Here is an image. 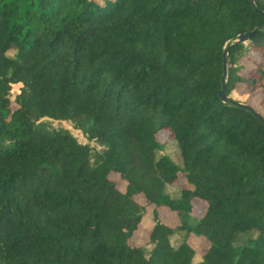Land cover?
Returning a JSON list of instances; mask_svg holds the SVG:
<instances>
[{
	"label": "trees",
	"instance_id": "obj_1",
	"mask_svg": "<svg viewBox=\"0 0 264 264\" xmlns=\"http://www.w3.org/2000/svg\"><path fill=\"white\" fill-rule=\"evenodd\" d=\"M257 28L228 53L225 94L264 108L249 0H0V264H264V127L218 98L222 52ZM189 236L208 244L198 263Z\"/></svg>",
	"mask_w": 264,
	"mask_h": 264
},
{
	"label": "rangeland",
	"instance_id": "obj_2",
	"mask_svg": "<svg viewBox=\"0 0 264 264\" xmlns=\"http://www.w3.org/2000/svg\"><path fill=\"white\" fill-rule=\"evenodd\" d=\"M12 54V53H11ZM263 58L260 54L258 53H252L249 55L248 59L242 60L241 64L243 66V71L241 72L242 75L248 76L253 68L254 63H259L262 62ZM19 85H14L12 86L11 93L12 94H18L19 93ZM231 97L239 102H242L248 106H251L254 108L257 112H259L263 117H264V108L260 105V101L262 98V95L260 93L256 94H249L247 88L244 85H237L236 90L231 93ZM54 128L57 127H63L67 130H69L73 136H75L78 140V142L82 144H86V139L83 137V135L73 129L72 125L68 122H53L52 123ZM168 132L163 131L157 136V140L160 143H163L168 139ZM91 146H94V144H90ZM162 154L164 155H169L175 162H177V152H176V147L173 142H169L166 146L165 149L163 150ZM110 178L117 183V187L121 192L125 191V183L122 181H119L117 176L111 175ZM173 191V189H171ZM135 201L138 205L144 206L145 201L142 196H137L135 197ZM154 211V208L152 206H148L146 213L143 217V221L141 226L138 228L134 236L129 240L130 245L138 247L146 244L147 238H148V231L153 225L154 221L152 218V212ZM157 213V219L164 225L170 227V228H175L176 226L179 225L178 218L175 213L171 212L168 208L163 207V208H157L155 210ZM204 212V204L202 202L194 201L193 202V213L195 215H202ZM184 237H179L175 236L172 238V244L176 245L178 244L179 241L183 240ZM187 242L191 245V247L195 250L196 254L194 257V262L198 263L201 261L202 255L205 253L207 250L208 244L206 243L205 240L201 238H197L194 236H189L187 238ZM148 248V246H147Z\"/></svg>",
	"mask_w": 264,
	"mask_h": 264
},
{
	"label": "water",
	"instance_id": "obj_3",
	"mask_svg": "<svg viewBox=\"0 0 264 264\" xmlns=\"http://www.w3.org/2000/svg\"><path fill=\"white\" fill-rule=\"evenodd\" d=\"M249 2H250V5L252 6L253 10L257 14L261 15L264 18V13L261 12L260 10H258V8L254 4V0H249ZM260 30H262V28H257V29L250 31V32H246V33L238 35L236 40L232 44H230L222 52L221 58H222L223 68H222V76H221V82H220L221 89L218 92V98L223 103H228V104L233 105V106H235V107H237L243 111L250 113L264 127V117L259 112H257L251 106H248L246 104H242L239 102H235V101L229 99L225 94V85H226V77H227V56H228L230 49L236 45H241V44L246 43L247 41L250 40V38L254 35V33H256L257 31H260Z\"/></svg>",
	"mask_w": 264,
	"mask_h": 264
}]
</instances>
